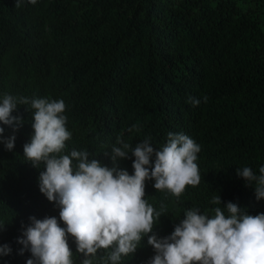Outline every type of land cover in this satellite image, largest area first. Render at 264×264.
I'll return each instance as SVG.
<instances>
[{"label": "trees", "instance_id": "obj_1", "mask_svg": "<svg viewBox=\"0 0 264 264\" xmlns=\"http://www.w3.org/2000/svg\"><path fill=\"white\" fill-rule=\"evenodd\" d=\"M250 0H0V99H63L67 129L64 154L87 150L111 168L118 136L133 147L146 136L160 150L168 133H183L201 147V182L179 199L145 182V199L166 216L154 227L169 236L186 209L213 215L215 195L250 215L264 213L255 184L236 175L264 166V28L243 3ZM207 97V102L203 97ZM200 100L198 106L189 98ZM24 123L15 146L0 144V246L11 254L0 264H26L17 239L30 217H56L59 208L39 191L37 169L24 160L33 133L32 113L18 105ZM139 124V133L128 128ZM4 136L12 135L6 126ZM118 146V145H117ZM134 158L119 161L133 174ZM61 227H65L60 222ZM74 264L77 254L69 236ZM154 250L144 237L121 264H147ZM101 251L98 256H103ZM94 264H100L99 259Z\"/></svg>", "mask_w": 264, "mask_h": 264}, {"label": "clouds", "instance_id": "obj_2", "mask_svg": "<svg viewBox=\"0 0 264 264\" xmlns=\"http://www.w3.org/2000/svg\"><path fill=\"white\" fill-rule=\"evenodd\" d=\"M28 2L34 5L36 0ZM22 4L23 0H16L15 8ZM203 99L207 102L208 98ZM188 103L195 107L200 100L190 97ZM18 105L29 106L25 109L33 114L34 134L23 146L24 160L37 169L44 165L38 178L39 191L58 206L59 221L65 226L61 227L56 217H30L29 226L17 239L22 245L19 254L31 253L26 264H74L69 236L75 241L77 254L84 257L80 264H94L97 259L100 264H121L123 258L136 252L144 237L155 253L147 264H264V213L250 215L232 202L222 207L219 195L210 201L217 205L213 215L189 208L169 236L155 234L154 227L167 209L161 205L157 210L145 199V182L154 181L157 192L177 199L188 187L200 184L196 161L201 147L189 136L168 133L166 144L157 150L151 136L133 147L121 134L111 151L103 153L112 161L109 168L90 159L87 150L64 154L72 133L66 127L63 99L5 94L0 99V125L13 134L4 136L5 127H0V144L9 152L24 123L13 115ZM127 131L139 133L141 128L134 124ZM130 158H134L131 175L119 168V161ZM236 175L246 186L254 183L257 200H264V166L259 175L249 167L237 168ZM11 251L9 245L0 246V256ZM101 251L104 255L98 256Z\"/></svg>", "mask_w": 264, "mask_h": 264}, {"label": "rangeland", "instance_id": "obj_3", "mask_svg": "<svg viewBox=\"0 0 264 264\" xmlns=\"http://www.w3.org/2000/svg\"><path fill=\"white\" fill-rule=\"evenodd\" d=\"M243 7L249 9L264 28V0H250L243 3Z\"/></svg>", "mask_w": 264, "mask_h": 264}]
</instances>
